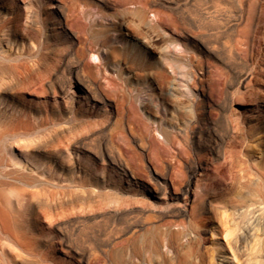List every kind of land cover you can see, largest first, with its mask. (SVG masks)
Wrapping results in <instances>:
<instances>
[{
	"label": "rangeland",
	"instance_id": "374dc122",
	"mask_svg": "<svg viewBox=\"0 0 264 264\" xmlns=\"http://www.w3.org/2000/svg\"><path fill=\"white\" fill-rule=\"evenodd\" d=\"M57 1L65 12L64 24L74 33L70 65L108 101L106 110L116 125L111 140L137 178L134 186L107 191L86 209L90 215L110 211L89 223L105 236L117 232L87 264H219L220 255L234 259L241 232L254 228L256 237L264 235V150L251 139V129L264 124V30L256 42L246 40L248 14L255 6L261 18L264 0ZM50 10L43 0L37 10L39 27L50 24ZM56 40H50V51L61 53L66 43ZM11 51L19 52L14 45ZM178 74L187 85H178ZM67 77L60 75L56 86ZM76 88L70 95L78 105L82 96ZM24 96L54 104L49 93L28 91ZM213 144L218 155L209 150ZM14 151L19 153L16 145ZM160 175L168 178L172 192L189 187L186 205L171 202L186 208L182 215H114L115 208L153 206L151 190ZM197 183L203 194H196Z\"/></svg>",
	"mask_w": 264,
	"mask_h": 264
},
{
	"label": "bare ground",
	"instance_id": "6f19581e",
	"mask_svg": "<svg viewBox=\"0 0 264 264\" xmlns=\"http://www.w3.org/2000/svg\"><path fill=\"white\" fill-rule=\"evenodd\" d=\"M42 1L0 0V264H87L117 232L114 235L113 229L105 236L95 231L96 223H89L110 211L90 215L86 209L107 191L134 186L137 178L111 140L116 125L111 110H106L108 101L77 66L70 65L74 33L64 24L65 12L57 0H47L50 24L37 25ZM252 9L245 33L251 44L264 30V14L257 19L255 6ZM56 39L66 43L61 53L50 51L49 42ZM13 45L19 52L11 51ZM60 75L68 76L67 82L57 87ZM176 76L178 85H187L183 75ZM74 86L82 96L78 105L70 95ZM28 91L49 93L53 106L40 97L27 99ZM63 97L66 103L55 105ZM35 100L43 105L33 104ZM102 113H106L104 121ZM252 138L264 150V124L251 129ZM209 150L219 154L214 144ZM197 168L193 167V174ZM156 184L151 190L153 206L115 208L114 215L135 211L182 215L186 208L171 202L186 205L189 187L172 192L164 175L157 177ZM195 189L197 195L204 193L201 184ZM83 211L84 215L78 214ZM253 229L238 235L234 259L220 255L219 264H264V235L256 237ZM250 239L251 245L245 244Z\"/></svg>",
	"mask_w": 264,
	"mask_h": 264
}]
</instances>
